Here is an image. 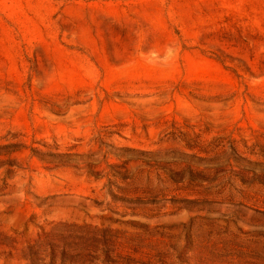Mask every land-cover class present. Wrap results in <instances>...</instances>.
Here are the masks:
<instances>
[{
  "label": "rangeland",
  "instance_id": "rangeland-1",
  "mask_svg": "<svg viewBox=\"0 0 264 264\" xmlns=\"http://www.w3.org/2000/svg\"><path fill=\"white\" fill-rule=\"evenodd\" d=\"M0 264H264V0H0Z\"/></svg>",
  "mask_w": 264,
  "mask_h": 264
}]
</instances>
